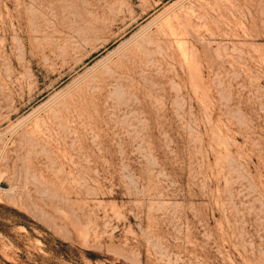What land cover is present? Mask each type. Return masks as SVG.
<instances>
[{
	"label": "rangeland",
	"instance_id": "obj_1",
	"mask_svg": "<svg viewBox=\"0 0 264 264\" xmlns=\"http://www.w3.org/2000/svg\"><path fill=\"white\" fill-rule=\"evenodd\" d=\"M0 205V264H264V0H0Z\"/></svg>",
	"mask_w": 264,
	"mask_h": 264
},
{
	"label": "trees",
	"instance_id": "obj_2",
	"mask_svg": "<svg viewBox=\"0 0 264 264\" xmlns=\"http://www.w3.org/2000/svg\"><path fill=\"white\" fill-rule=\"evenodd\" d=\"M5 212L12 213L14 216L13 218H10L8 224L5 223V219H6L5 218L6 217ZM24 219H27V218L22 213H19L16 210L9 209L7 207L0 205V233L6 234L7 229L10 225L22 226L26 230H28L29 227L25 222H23ZM41 241H42L43 246H44V251L47 254H50L52 257H57V258H61V259L63 258L67 261L70 258L69 255L70 254L73 255V252H74V256H75V253L78 250L77 248H71L67 243H64L60 240L53 239V238H41ZM84 253L90 259H92V257H94V254H92L90 252H84ZM37 259H38V261L42 260L41 256L37 257ZM72 261H74V262H72ZM70 262L75 264L77 262V260L72 259ZM1 264H10V263L1 259ZM34 264H39V263H34Z\"/></svg>",
	"mask_w": 264,
	"mask_h": 264
}]
</instances>
